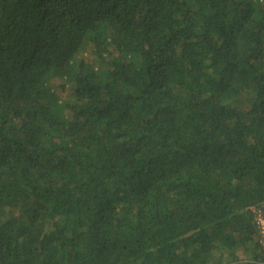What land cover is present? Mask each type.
I'll use <instances>...</instances> for the list:
<instances>
[{
  "label": "trees",
  "instance_id": "16d2710c",
  "mask_svg": "<svg viewBox=\"0 0 264 264\" xmlns=\"http://www.w3.org/2000/svg\"><path fill=\"white\" fill-rule=\"evenodd\" d=\"M264 0H0V264H264Z\"/></svg>",
  "mask_w": 264,
  "mask_h": 264
},
{
  "label": "built area",
  "instance_id": "2783aa9c",
  "mask_svg": "<svg viewBox=\"0 0 264 264\" xmlns=\"http://www.w3.org/2000/svg\"><path fill=\"white\" fill-rule=\"evenodd\" d=\"M253 225L257 235V244L264 254V203L252 209Z\"/></svg>",
  "mask_w": 264,
  "mask_h": 264
}]
</instances>
